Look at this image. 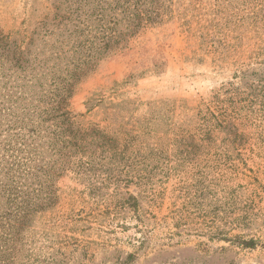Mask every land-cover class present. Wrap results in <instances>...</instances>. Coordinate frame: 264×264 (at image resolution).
Wrapping results in <instances>:
<instances>
[{"label":"trees","instance_id":"obj_1","mask_svg":"<svg viewBox=\"0 0 264 264\" xmlns=\"http://www.w3.org/2000/svg\"><path fill=\"white\" fill-rule=\"evenodd\" d=\"M55 7L56 25L73 28L61 50L68 61L56 70L38 73L10 33H0V264H133L145 250L201 234L264 252V240L238 232L256 220L263 172L232 158L248 151L264 162V74L251 72L243 87L223 83L175 120L130 114L117 123L114 108L104 126L85 124L104 100L88 97L85 113L73 111L87 68L165 22L171 9L162 0ZM192 7L209 53L242 52L253 40L235 81L244 66L264 67V0ZM65 177L70 183L61 184Z\"/></svg>","mask_w":264,"mask_h":264},{"label":"rangeland","instance_id":"obj_2","mask_svg":"<svg viewBox=\"0 0 264 264\" xmlns=\"http://www.w3.org/2000/svg\"><path fill=\"white\" fill-rule=\"evenodd\" d=\"M59 1L0 0V33H10L17 48L19 45L25 49L29 64H39L40 68H35L38 73L41 69L46 73L52 66L56 70L68 61V54H61V50H67L66 38L73 28L66 20L56 25L53 12L56 5L66 8L70 0ZM162 1L171 9L164 15L165 22L130 39L125 48L103 56L87 68L77 85V94L70 101L73 111L85 113L88 97L102 96L104 100L85 114V124L104 126L114 108L117 115L113 120L117 123L125 121L130 114L175 120L223 83L234 81L242 86V81L250 82L251 72L264 74V67L247 65L241 68L242 78L237 77L235 81L234 73L240 71L238 63L249 62L247 50L253 40L243 44L242 52L223 49L220 53H209V34L202 22L193 19L195 0ZM248 37L249 34L244 40ZM128 76L127 82H123ZM261 155L243 151L242 156L232 154V158L240 167L246 163L249 168L259 167L264 173ZM263 173L259 178L264 185ZM65 183H70L66 177L61 180V184ZM166 206L162 214L166 213ZM254 213V222L232 233L238 231L246 237L264 240V190L256 198ZM199 241L207 243V247L199 246ZM125 251L131 248L125 247ZM113 256L111 254V258ZM133 264H264V252L240 251L223 241L210 239L208 234H201L175 245L145 250Z\"/></svg>","mask_w":264,"mask_h":264}]
</instances>
